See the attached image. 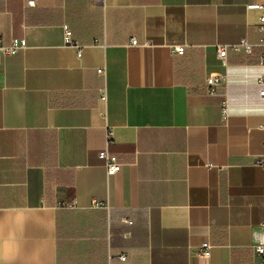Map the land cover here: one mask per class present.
<instances>
[{
    "label": "crops",
    "instance_id": "obj_1",
    "mask_svg": "<svg viewBox=\"0 0 264 264\" xmlns=\"http://www.w3.org/2000/svg\"><path fill=\"white\" fill-rule=\"evenodd\" d=\"M29 1L0 0L27 41L0 58V264H261L264 66L216 44L257 42L262 0Z\"/></svg>",
    "mask_w": 264,
    "mask_h": 264
},
{
    "label": "built area",
    "instance_id": "obj_2",
    "mask_svg": "<svg viewBox=\"0 0 264 264\" xmlns=\"http://www.w3.org/2000/svg\"><path fill=\"white\" fill-rule=\"evenodd\" d=\"M95 3L103 4L105 0H93ZM29 4H34V0H30ZM249 9L258 10L259 20L256 25V29L259 35L257 42H252L248 38L243 37L237 42L232 43H219L216 44L217 56L220 58L224 65H227L229 53H243L246 56H251L255 53L256 48H260L259 53V63L264 66V0L248 4ZM64 39L65 44L69 46L78 47V56H81L82 49L80 44L73 38L71 28L68 24H64ZM133 44H137V40H132ZM148 44V43H146ZM27 41L25 38H13L9 42H5L0 36V58L5 55H13L18 53L20 50L26 48ZM175 53L183 54L185 51L184 45H177L174 48ZM100 73L103 72L102 69L98 70ZM222 75L220 74H209L205 79V84L207 88V93L214 94L217 91V87L221 84ZM259 82L262 84V89L260 91L261 95L264 97V74L259 78ZM227 104L226 101L223 103V113L226 114ZM112 130L107 129V142L111 141ZM99 156L105 160V166L108 175H114L121 170V163L118 161L115 155H112L107 148L100 151ZM256 165L264 169V154L259 156L256 160ZM75 205V204H73ZM128 223H132L131 220H125ZM253 249L260 256L261 264H264V220L259 224V226L253 231ZM212 245L210 242H203L202 250L200 255L203 258H209L211 256ZM118 258L124 263L127 260V255L122 253Z\"/></svg>",
    "mask_w": 264,
    "mask_h": 264
},
{
    "label": "rangeland",
    "instance_id": "obj_3",
    "mask_svg": "<svg viewBox=\"0 0 264 264\" xmlns=\"http://www.w3.org/2000/svg\"><path fill=\"white\" fill-rule=\"evenodd\" d=\"M61 3L65 4V10L67 13L76 17L78 14L79 16L76 19H81V12H87L89 9L92 10L93 7L92 2L93 0H60Z\"/></svg>",
    "mask_w": 264,
    "mask_h": 264
}]
</instances>
